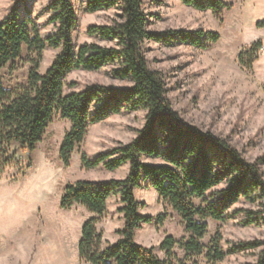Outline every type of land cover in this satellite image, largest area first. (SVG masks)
I'll return each instance as SVG.
<instances>
[{
    "label": "trees",
    "instance_id": "trees-1",
    "mask_svg": "<svg viewBox=\"0 0 264 264\" xmlns=\"http://www.w3.org/2000/svg\"><path fill=\"white\" fill-rule=\"evenodd\" d=\"M180 1L198 11H211L221 24L223 14L234 7L222 0ZM85 5L88 14L121 9V22L93 26L88 31L90 36L115 41V47L75 46L73 33L78 18L73 0H53L46 7L45 12L51 15L49 23L57 31L45 39L32 19L20 20L19 13L26 8V0H17L0 22V174L16 166L11 148L17 145L22 152L33 154L57 117L71 123L59 150L63 166L69 168L90 125L122 112H146L143 128L136 131L137 136L130 143H119L94 159L81 154V164L86 170L102 167L114 172L128 165L129 173L124 179L79 180L63 189L61 209L81 206L97 216L82 226L79 259L87 264H175L174 261L187 264L177 260L174 250L179 247L186 259L205 256L210 264L222 262L226 254L217 244L208 248L202 243L208 234L207 221L225 222L229 219L228 212L244 200L260 209L258 220L246 223L261 221L264 225V153L250 162L227 140L186 124L167 98L162 74L150 69L142 49L146 41L165 45L179 42L209 49L220 41V34L203 30L150 32L142 0H86ZM257 25L264 28V22ZM25 46L31 55L27 84L6 89L1 72L21 58ZM262 47L263 43L258 41L244 49L239 55L240 64L250 67ZM46 49L60 53L41 74ZM107 66L114 67L116 79L128 81L131 86L94 84L75 91L76 84L67 82L72 72H98ZM142 186L156 190L161 201L179 215L189 235L184 241L164 239L160 250L166 260L160 259L154 248L135 240L136 232L144 225L162 226L167 220L166 214L153 217L140 213L145 205L135 198V190ZM113 196L121 198L122 208L118 212L123 215L124 225L116 232L119 240L103 249L104 236L98 224ZM199 199L203 200L202 206L194 203ZM239 249H259L255 264H264V240L242 243Z\"/></svg>",
    "mask_w": 264,
    "mask_h": 264
},
{
    "label": "rangeland",
    "instance_id": "rangeland-1",
    "mask_svg": "<svg viewBox=\"0 0 264 264\" xmlns=\"http://www.w3.org/2000/svg\"><path fill=\"white\" fill-rule=\"evenodd\" d=\"M17 0H0V22L10 13ZM53 0H26L21 9L20 20L30 18L45 39L57 31L49 23L45 12ZM234 5L223 14V24L211 11H198L184 5L180 0H142L143 11L148 15L150 32L186 30L217 32L220 41L209 49L187 44L165 45L146 41L143 53L150 69L162 74L167 88V98L172 108L183 121L203 132H210L225 139L250 162L264 153V0H222ZM78 25L73 33L77 48L85 44L115 47V41H106L98 35L90 36L93 26H111L121 22V9L88 14L86 0H73ZM261 41L263 47L255 62L246 67L240 64V53L252 44ZM60 50L46 49L40 73L51 66ZM25 46L21 58L1 72L6 89L26 85L31 65ZM35 57V56H32ZM107 66L98 72L75 71L67 77L68 83L76 84L75 91L99 84L115 88H129L131 83L116 79ZM146 112H122L102 123L90 125L84 142L77 148L94 159L119 143L128 144L143 128ZM71 123L60 117L54 119L47 129L43 141L29 155L14 145L11 152L16 166L0 174V264H87L79 259L78 243L83 224L90 214L80 208H60L65 185L85 180L98 171H89L81 164V155L65 168L60 159V146L70 131ZM126 173H118L123 177ZM155 189L144 186L135 190V198L144 203L143 215H167L162 226L144 225L136 232L138 244L154 248L162 260L165 254L160 244L167 237L176 241L189 239L181 218L170 206L157 201ZM203 205V200L194 202ZM259 207L242 200L229 212L225 222L208 220V234L202 241L204 246L212 243L226 254L222 262L214 264H255L260 250H240L242 243L264 240V225L258 220ZM255 215H250L254 214ZM118 214H120L118 212ZM156 215V216H154ZM123 215L101 220V228L108 234L102 248L119 238L116 232L123 228ZM119 240V239H118ZM177 260L187 264H210L205 256L186 259L185 253L176 247ZM177 264V261H174Z\"/></svg>",
    "mask_w": 264,
    "mask_h": 264
},
{
    "label": "crops",
    "instance_id": "crops-1",
    "mask_svg": "<svg viewBox=\"0 0 264 264\" xmlns=\"http://www.w3.org/2000/svg\"><path fill=\"white\" fill-rule=\"evenodd\" d=\"M80 155L81 154L80 153L78 154L77 149H76L75 152H74V154H73V156H72V160H74L75 158L78 157V162H79ZM89 171L90 172L91 171H98V172L97 173H94V174H91L90 176H88L85 179V180H88V181H94V182H96V181L122 180V179H124L128 175V173H129V166L128 165H125L122 168H120L119 170L114 171V172H108V171H106L102 167H97L95 169H90ZM122 172L126 173L125 176H123V177H117L116 176L118 173H122ZM157 201H161V199H160V197H159L158 194H157ZM161 203H162V201H161ZM74 207H80V208L84 209L81 206H74ZM120 208H122V203H121L120 196H113V197H111L108 200V202H107V212H106V215L104 216L103 219L106 220L107 218H110L111 219L113 216H115V217L116 216H119L120 214H118V210ZM140 213L143 215V213H144L143 210ZM90 215L91 216H90L89 219L96 218L97 217L94 214H90ZM154 216H156V215H154ZM98 230L101 231V232H103L104 240L108 241V239H107V234L108 233L103 228H101V222L98 224ZM118 239L115 240V242H117Z\"/></svg>",
    "mask_w": 264,
    "mask_h": 264
}]
</instances>
